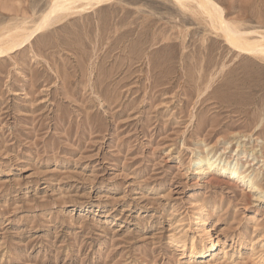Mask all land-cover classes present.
Instances as JSON below:
<instances>
[{
  "label": "rangeland",
  "instance_id": "obj_1",
  "mask_svg": "<svg viewBox=\"0 0 264 264\" xmlns=\"http://www.w3.org/2000/svg\"><path fill=\"white\" fill-rule=\"evenodd\" d=\"M214 1L264 36V0ZM52 2L0 0V37ZM223 35L114 0L0 55V264H264V57Z\"/></svg>",
  "mask_w": 264,
  "mask_h": 264
},
{
  "label": "bare ground",
  "instance_id": "obj_2",
  "mask_svg": "<svg viewBox=\"0 0 264 264\" xmlns=\"http://www.w3.org/2000/svg\"><path fill=\"white\" fill-rule=\"evenodd\" d=\"M112 1L114 0H53L50 9L43 15L39 24L36 25L34 29L29 30L24 27H18L15 30L9 32L7 35L0 37V55L13 51L16 48L23 47L38 33H41L42 31L61 21L63 22L72 11L84 12L89 8H99L109 5V3ZM173 1L183 9L189 8L192 4H195L197 9H199L204 14V16L206 15V17H208L211 26L220 30L224 34L223 36H225L227 42L237 51L255 57H264V36L262 35L261 37L259 35L261 39H252V36L254 34L257 35L258 32H243L238 30L234 25L231 24V22L226 20L224 17V9L214 0ZM218 158L219 157L216 154L211 158L203 160V162L205 166H209L210 169L215 167L214 169H218L222 173H228L231 176H236L237 170L235 169L237 168L235 166L232 167L229 163H224L222 166H216L215 164ZM215 159L216 161H214ZM240 180L245 186H247V188H249L250 192L256 198L264 199V192L261 191V188L250 184L248 180H246V177H242ZM203 215H205V212L204 209H201L199 211L198 218L202 219L204 217ZM205 236H207L210 241H213V236L209 233V230H207ZM182 247H184V245ZM190 247L193 256L199 257L208 253V251L204 252V249L201 250L199 248L195 239L191 240ZM210 248L211 252L215 251V244H212Z\"/></svg>",
  "mask_w": 264,
  "mask_h": 264
}]
</instances>
